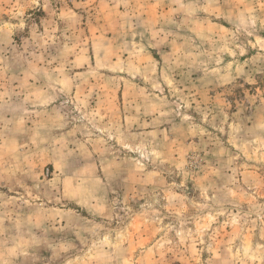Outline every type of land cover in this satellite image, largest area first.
I'll return each mask as SVG.
<instances>
[{"label":"rangeland","instance_id":"374dc122","mask_svg":"<svg viewBox=\"0 0 264 264\" xmlns=\"http://www.w3.org/2000/svg\"><path fill=\"white\" fill-rule=\"evenodd\" d=\"M0 264H264V0H0Z\"/></svg>","mask_w":264,"mask_h":264}]
</instances>
